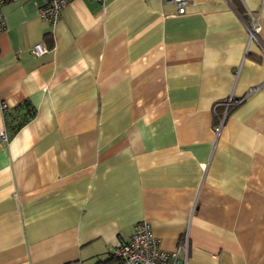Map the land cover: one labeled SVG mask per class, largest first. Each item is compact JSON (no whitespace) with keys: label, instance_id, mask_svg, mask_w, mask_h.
I'll use <instances>...</instances> for the list:
<instances>
[{"label":"crops","instance_id":"0c3cea01","mask_svg":"<svg viewBox=\"0 0 264 264\" xmlns=\"http://www.w3.org/2000/svg\"><path fill=\"white\" fill-rule=\"evenodd\" d=\"M187 1L2 5L0 264H115L141 220L186 264H264V0Z\"/></svg>","mask_w":264,"mask_h":264},{"label":"built area","instance_id":"2783aa9c","mask_svg":"<svg viewBox=\"0 0 264 264\" xmlns=\"http://www.w3.org/2000/svg\"><path fill=\"white\" fill-rule=\"evenodd\" d=\"M7 0H0V31L4 27V17L1 11L2 5ZM44 4L38 8L39 15L48 22H55L61 9L66 5L68 0H43ZM103 3L104 0H96ZM174 3L177 7L178 13H184L186 11L187 0H166ZM247 28L249 31V39L257 40V31L259 29V17L258 14H254L251 11L247 12ZM32 52L36 56L42 55L46 50V46L41 43H36L32 46ZM238 99L236 102H238ZM233 98L231 95L223 102L225 110L223 116H225L228 107L233 104ZM5 103H1V107L4 109ZM224 117H222L223 119ZM221 122L215 127L218 131ZM0 138L4 141L8 140V135L5 130L0 132ZM188 249V235H184L183 239L179 242L174 250H164L159 246L158 239L152 234L149 221L141 220L137 221L133 225V231L130 239L118 243L112 250L111 255L115 259L116 264H186V259L180 261L178 253L182 250L184 253Z\"/></svg>","mask_w":264,"mask_h":264},{"label":"trees","instance_id":"16d2710c","mask_svg":"<svg viewBox=\"0 0 264 264\" xmlns=\"http://www.w3.org/2000/svg\"><path fill=\"white\" fill-rule=\"evenodd\" d=\"M34 114H35V108L28 101H23L22 103L17 105L12 112L5 113V125L8 133L10 135H13Z\"/></svg>","mask_w":264,"mask_h":264}]
</instances>
